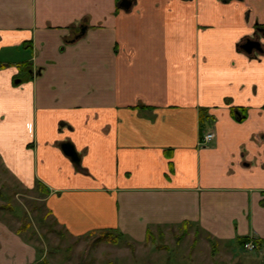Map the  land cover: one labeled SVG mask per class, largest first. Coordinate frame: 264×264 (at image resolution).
Returning <instances> with one entry per match:
<instances>
[{"label": "crops", "instance_id": "crops-1", "mask_svg": "<svg viewBox=\"0 0 264 264\" xmlns=\"http://www.w3.org/2000/svg\"><path fill=\"white\" fill-rule=\"evenodd\" d=\"M122 1L0 0V170L76 238L189 223L264 256V0ZM36 260L0 216V264Z\"/></svg>", "mask_w": 264, "mask_h": 264}, {"label": "rangeland", "instance_id": "rangeland-1", "mask_svg": "<svg viewBox=\"0 0 264 264\" xmlns=\"http://www.w3.org/2000/svg\"><path fill=\"white\" fill-rule=\"evenodd\" d=\"M39 195V191L16 186L10 175L0 170V216L35 247L34 264H264L263 255L237 243L222 246L223 253H219L217 243L194 236L190 226L187 234L183 227L153 231V239L142 245L124 237L116 245L100 243L96 235L76 238L53 220Z\"/></svg>", "mask_w": 264, "mask_h": 264}, {"label": "trees", "instance_id": "trees-1", "mask_svg": "<svg viewBox=\"0 0 264 264\" xmlns=\"http://www.w3.org/2000/svg\"><path fill=\"white\" fill-rule=\"evenodd\" d=\"M202 122L204 123L203 117H202ZM203 133V131H202ZM189 227V223H185L183 226V229L185 230V234H187L188 228ZM162 230V229H159ZM90 235H96L98 236V241L100 243L102 242H107V243H112V244H118L120 242V240L123 238V234L120 233L119 231L113 230V229H104V230H97V231H93L91 233H88L86 236H90ZM155 236V233L153 231H148V240L147 241H151L153 239V237ZM83 237V236H82ZM81 238V237H79ZM251 242L250 238H241L239 239V243L242 247H244L247 243ZM264 241H262L263 243ZM255 243L257 244L256 246H259V244L261 245V241H255ZM37 264H48L47 261L43 262V263H37Z\"/></svg>", "mask_w": 264, "mask_h": 264}, {"label": "water", "instance_id": "water-1", "mask_svg": "<svg viewBox=\"0 0 264 264\" xmlns=\"http://www.w3.org/2000/svg\"><path fill=\"white\" fill-rule=\"evenodd\" d=\"M133 5V2L132 0H123L122 3L120 4V6L123 8V9H130ZM86 27H83L82 30H81V33L76 36L75 40L81 38L85 32H86ZM73 40V41H75ZM72 41V42H73ZM242 47L248 52V53H252L254 50H258V51H263L262 50V45L259 41H254V40H251L249 39L247 41V43L245 45H242ZM64 150L65 152L72 156L75 160H80L79 157H77L76 153L74 152V149L72 148L71 145H65L64 147Z\"/></svg>", "mask_w": 264, "mask_h": 264}, {"label": "built area", "instance_id": "built-area-1", "mask_svg": "<svg viewBox=\"0 0 264 264\" xmlns=\"http://www.w3.org/2000/svg\"><path fill=\"white\" fill-rule=\"evenodd\" d=\"M215 139V133H213V132H207L204 136H203V138L201 139V145H208V144H210L213 140ZM245 248L246 249H249V250H251V251H254L257 247H256V244L253 242V241H251V242H249V243H247L246 245H245Z\"/></svg>", "mask_w": 264, "mask_h": 264}, {"label": "flooded vegetation", "instance_id": "flooded-vegetation-1", "mask_svg": "<svg viewBox=\"0 0 264 264\" xmlns=\"http://www.w3.org/2000/svg\"><path fill=\"white\" fill-rule=\"evenodd\" d=\"M81 30H82V29H81ZM80 33H81V31H80ZM80 33H79V34H80ZM79 34H77L76 36H78ZM251 40L256 41V39H251ZM246 43H247V41H246ZM246 43H245V44H246ZM262 50H263V48H262Z\"/></svg>", "mask_w": 264, "mask_h": 264}]
</instances>
